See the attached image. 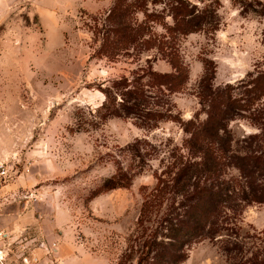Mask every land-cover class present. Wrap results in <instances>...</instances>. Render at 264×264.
Masks as SVG:
<instances>
[{
  "label": "rangeland",
  "instance_id": "374dc122",
  "mask_svg": "<svg viewBox=\"0 0 264 264\" xmlns=\"http://www.w3.org/2000/svg\"><path fill=\"white\" fill-rule=\"evenodd\" d=\"M191 1L217 7L220 27L178 36L188 78L174 94L151 92L148 107L166 114L157 121L145 115L102 118L99 111L106 98L103 88L112 89L113 80L142 79L148 67L173 71L157 49L134 48L115 60L98 56L101 27L114 0H17L0 8V212L7 211L10 229L2 240L7 255L20 256L27 264L22 246L37 228L45 242L61 251H50L52 260L43 252L35 264H54L56 259L136 264L145 234L137 225L143 201L158 176L172 167L171 156L187 152L182 122L206 118L201 96L207 88L237 85L264 69V0ZM153 32L164 34L159 25ZM260 108L239 111L228 122V154L264 150ZM136 140L142 153L152 152L144 161L129 153ZM118 162L136 171L132 183L102 191ZM222 172V187L240 201L239 171L226 165ZM169 196L170 202L180 198ZM166 203L146 223L147 233L158 224ZM231 206L223 203L214 220L217 234H209L208 225L184 247L185 259L177 264H232L225 251L229 242L239 243L245 257L264 249V203L239 212ZM26 216L31 223L18 229L17 220Z\"/></svg>",
  "mask_w": 264,
  "mask_h": 264
},
{
  "label": "trees",
  "instance_id": "16d2710c",
  "mask_svg": "<svg viewBox=\"0 0 264 264\" xmlns=\"http://www.w3.org/2000/svg\"><path fill=\"white\" fill-rule=\"evenodd\" d=\"M216 12L217 7L212 4L199 7L191 0H114L101 27L104 33L98 56L115 60L134 48L157 49L167 58L173 71L161 73L148 67L143 74L146 82L139 76L113 80L112 89L111 86L103 88L106 98L99 109L103 111L102 118L122 115H145L154 121L163 118L165 113L148 107L149 95L151 92L174 94L187 81L188 69L179 57L178 36L217 31L220 23L215 18ZM139 13L143 14L141 20L137 18ZM167 17L171 18L170 23ZM157 25L164 34L153 32ZM101 28L97 31L101 32ZM201 98L206 118L201 120L197 116L182 122L187 133L186 154L171 156L172 167L158 176L157 184L143 201L137 225L145 234L136 264H177L185 259L184 247L201 236L208 225L209 234H217L214 220L221 214L223 203H231L230 208L235 212L247 205L264 203V150L228 154L229 146L224 140L228 122L239 111H252L255 105L261 106L260 110L264 108V69L256 75L249 73L237 85L207 88ZM138 143L136 140L128 150L132 157L144 161L143 156L152 152L142 153ZM226 165L234 166L240 173L243 183L240 201L232 198L234 191L222 187L225 182H219ZM135 174L131 166L118 162L116 172L105 180L102 191L128 187ZM169 194L180 198H172L170 202ZM168 199L169 204L158 224L147 233L146 223ZM174 203H177L176 208ZM225 251L231 256L232 264H264V249L245 257L239 243L229 242Z\"/></svg>",
  "mask_w": 264,
  "mask_h": 264
},
{
  "label": "crops",
  "instance_id": "0c3cea01",
  "mask_svg": "<svg viewBox=\"0 0 264 264\" xmlns=\"http://www.w3.org/2000/svg\"><path fill=\"white\" fill-rule=\"evenodd\" d=\"M17 1V0H0V8H5L6 5L7 7L9 5L12 4V2ZM40 1V0H37ZM50 0H48L49 2ZM53 1V0H51ZM55 2L59 1V0H54ZM28 219V220H27ZM21 222V224H20ZM18 229L21 228L22 226L26 227L27 223H31V221L29 220L28 216H26L25 221L24 220H17L16 222ZM13 227V226H12ZM7 229H9V226L7 225V211H1L0 212V231H3L6 236H7ZM10 230V229H9ZM32 230V229H31ZM12 231V230H11ZM35 233L33 235V238L31 240H27L25 242V244L22 247H26L24 250V255L23 257L25 258V260L27 261V264H35L34 263V259L38 258H43V252L47 253L45 255L46 258L48 257L49 260H52L54 256L51 255L50 251H55L56 253L61 251V246H57V248H54V246H52V242H45L42 238V235L39 233L40 230H38L37 228L35 229ZM14 231H12L11 233H13ZM32 233V231H31ZM65 234V233H64ZM10 236V235H9ZM7 239V237L5 238V240ZM7 242V240H6ZM48 243V244H47ZM24 249V248H23ZM0 250H3V254L5 256V261L3 262V264H23L21 263V257L20 256H11L10 254L7 255V245L2 244V242H0ZM57 260V259H56ZM55 262L52 261L54 264H66L67 262L63 260H61V262H59V260H57Z\"/></svg>",
  "mask_w": 264,
  "mask_h": 264
},
{
  "label": "built area",
  "instance_id": "2783aa9c",
  "mask_svg": "<svg viewBox=\"0 0 264 264\" xmlns=\"http://www.w3.org/2000/svg\"><path fill=\"white\" fill-rule=\"evenodd\" d=\"M4 236H6V234L3 231H0V242H3L2 240H3ZM4 261H5V256L3 254V250H0V264H3ZM37 261L38 260L35 258L34 263H36Z\"/></svg>",
  "mask_w": 264,
  "mask_h": 264
}]
</instances>
